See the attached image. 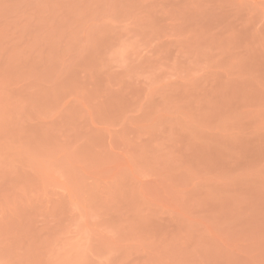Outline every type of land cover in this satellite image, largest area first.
<instances>
[{"label": "rangeland", "instance_id": "obj_1", "mask_svg": "<svg viewBox=\"0 0 264 264\" xmlns=\"http://www.w3.org/2000/svg\"><path fill=\"white\" fill-rule=\"evenodd\" d=\"M0 264H264V0H0Z\"/></svg>", "mask_w": 264, "mask_h": 264}]
</instances>
